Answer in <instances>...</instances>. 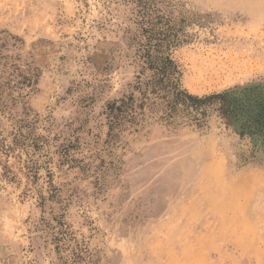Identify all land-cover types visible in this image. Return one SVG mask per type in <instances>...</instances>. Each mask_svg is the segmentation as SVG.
I'll list each match as a JSON object with an SVG mask.
<instances>
[{"label":"rangeland","instance_id":"374dc122","mask_svg":"<svg viewBox=\"0 0 264 264\" xmlns=\"http://www.w3.org/2000/svg\"><path fill=\"white\" fill-rule=\"evenodd\" d=\"M149 37L182 89H251L250 113L217 99L200 123L110 135ZM12 60L38 69L21 131L49 144L13 146L22 105L0 113V264H264V154L243 122H264V0H0V76Z\"/></svg>","mask_w":264,"mask_h":264},{"label":"trees","instance_id":"16d2710c","mask_svg":"<svg viewBox=\"0 0 264 264\" xmlns=\"http://www.w3.org/2000/svg\"><path fill=\"white\" fill-rule=\"evenodd\" d=\"M152 39L148 38L147 47L140 54L143 66L136 76L137 81L132 91L107 105L110 135L114 130L138 126L147 116L153 114H159L161 120L171 123L178 114L186 112L194 117V121L200 123L207 108L215 104L217 99L222 101L227 111L244 112L248 109L250 113L248 106H251L252 98L249 94L251 89L243 88L241 91L201 97L182 89L177 65L168 52L170 44L162 42L160 38ZM162 48L165 54L161 53ZM37 70L29 62L12 60L5 62L0 76V113L11 111L17 104L22 105L24 116L17 120L18 126L16 128L14 126L12 143L26 152L29 148L37 152L49 144V136L36 134L34 130L28 133L21 131L23 127L34 126L32 119H29L30 109L26 105V97L35 88ZM197 115H201V118ZM246 117L243 121L244 127H247L246 133L252 137L257 151L264 154V122L251 114H247ZM251 126L254 128H250ZM116 135L117 133L114 137ZM28 162L32 165L28 167L36 173L38 167L34 165L35 162L32 159Z\"/></svg>","mask_w":264,"mask_h":264}]
</instances>
